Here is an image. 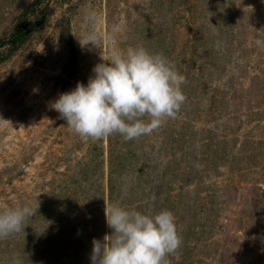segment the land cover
<instances>
[{
	"label": "rangeland",
	"instance_id": "obj_1",
	"mask_svg": "<svg viewBox=\"0 0 264 264\" xmlns=\"http://www.w3.org/2000/svg\"><path fill=\"white\" fill-rule=\"evenodd\" d=\"M95 10L101 49L81 47ZM121 49L185 77L151 135L84 141L52 109L87 85L119 21ZM264 0H0V207L35 206L0 264H92L106 203L176 217L170 264H264ZM9 123H6V122Z\"/></svg>",
	"mask_w": 264,
	"mask_h": 264
},
{
	"label": "clouds",
	"instance_id": "obj_2",
	"mask_svg": "<svg viewBox=\"0 0 264 264\" xmlns=\"http://www.w3.org/2000/svg\"><path fill=\"white\" fill-rule=\"evenodd\" d=\"M84 19L89 28L78 42L82 48L101 49L98 29L103 18L89 9ZM123 28L121 20L103 34V41L111 48L108 55L101 53L102 62L94 67L87 85L78 83L51 105L84 141L107 140L115 134L126 141L151 135L168 119H175L186 102L182 90L185 77L167 57L143 47L116 46ZM256 44L264 46V41L257 40ZM105 203L111 234H105L103 240L93 239L92 264H170L169 257L182 245L176 217L170 210L142 213ZM35 211V206L29 205L0 207V241L25 232Z\"/></svg>",
	"mask_w": 264,
	"mask_h": 264
}]
</instances>
